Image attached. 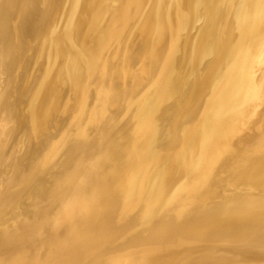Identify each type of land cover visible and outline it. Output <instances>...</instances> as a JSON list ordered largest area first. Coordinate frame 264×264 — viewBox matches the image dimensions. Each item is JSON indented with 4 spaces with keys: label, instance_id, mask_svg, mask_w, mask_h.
Wrapping results in <instances>:
<instances>
[{
    "label": "bare ground",
    "instance_id": "obj_1",
    "mask_svg": "<svg viewBox=\"0 0 264 264\" xmlns=\"http://www.w3.org/2000/svg\"><path fill=\"white\" fill-rule=\"evenodd\" d=\"M0 264H264V0H0Z\"/></svg>",
    "mask_w": 264,
    "mask_h": 264
}]
</instances>
